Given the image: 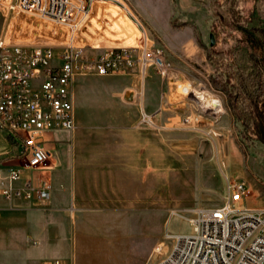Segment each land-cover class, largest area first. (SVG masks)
Segmentation results:
<instances>
[{
	"label": "rangeland",
	"instance_id": "obj_1",
	"mask_svg": "<svg viewBox=\"0 0 264 264\" xmlns=\"http://www.w3.org/2000/svg\"><path fill=\"white\" fill-rule=\"evenodd\" d=\"M121 1L141 19L153 43L164 48L174 76L162 77L155 69L143 76L132 69L125 74H80L77 78L85 79L80 83L97 102L119 88L126 96L130 93L127 100L135 101L133 96L137 95L143 109L132 125L149 131L148 144H143L148 165L140 167L141 175L149 182L158 179L164 193H133L131 255L124 260L117 254L109 263L98 260L94 264H159L172 247L165 239L167 233L193 231L183 213L171 216L170 211L220 206L227 178L247 183L246 207L264 208V69L260 73L255 65V61H264V49L256 47L252 54L242 49L236 28L264 26V0H257L254 14L253 0ZM98 3L77 32L76 44L91 46L94 53L106 47L139 45L141 34L126 14L111 0ZM101 5L104 10H100ZM20 24L0 10V38L49 45L58 52L63 49L64 39L61 33H54L59 29L54 24L38 19ZM211 34L214 46L222 50V57L216 56L214 62L209 56ZM186 86L209 91L221 101L223 111L215 114L202 108L193 94L184 91ZM100 105H95L93 118L81 121L106 134L111 142L116 118ZM75 111L81 115L83 107L76 106ZM143 111L154 124L141 123ZM7 140L0 133L2 155L15 150L13 141ZM68 213L75 215V208L70 207ZM17 259L6 252L0 264H28Z\"/></svg>",
	"mask_w": 264,
	"mask_h": 264
},
{
	"label": "built area",
	"instance_id": "obj_2",
	"mask_svg": "<svg viewBox=\"0 0 264 264\" xmlns=\"http://www.w3.org/2000/svg\"><path fill=\"white\" fill-rule=\"evenodd\" d=\"M98 1L0 0V10L20 26L27 19L49 22L64 39L58 52L49 45L0 38V133L13 141L15 149L0 154V192L12 208L52 203L51 180L25 173L50 168V133L75 129L78 75H117L138 68L143 76L150 69L168 79L174 76L164 48L153 43L144 23L121 0L111 3L137 27L140 44L106 47L98 53L91 46L77 45V32ZM141 123L154 124L144 111ZM247 195L245 181L227 178L220 206L171 210V216L183 213L193 231L167 233L172 247L159 264H264V209L246 207Z\"/></svg>",
	"mask_w": 264,
	"mask_h": 264
},
{
	"label": "crops",
	"instance_id": "obj_3",
	"mask_svg": "<svg viewBox=\"0 0 264 264\" xmlns=\"http://www.w3.org/2000/svg\"><path fill=\"white\" fill-rule=\"evenodd\" d=\"M134 71L140 72L138 68ZM84 80L77 78L75 83V109L83 107L81 115H76L77 128L48 135L47 146L53 155L50 168L44 170L48 174L25 173L51 180L52 203L48 207L30 203L12 208L0 192L1 258L10 252L28 264L109 263L117 254L127 260L133 236V193H164L158 179L149 182L141 175L140 167L148 165L143 144H148L149 131L132 125L143 109L137 95L133 96L135 101L127 100L130 93L126 96L119 88L98 101L116 118L117 126L108 142L106 134L81 121L93 118L98 104L80 83ZM70 207L75 208V215L68 213ZM260 209L264 208L254 210Z\"/></svg>",
	"mask_w": 264,
	"mask_h": 264
},
{
	"label": "trees",
	"instance_id": "obj_4",
	"mask_svg": "<svg viewBox=\"0 0 264 264\" xmlns=\"http://www.w3.org/2000/svg\"><path fill=\"white\" fill-rule=\"evenodd\" d=\"M253 10L251 11L252 14H254V11L257 9V0H253ZM237 33L240 38V42L242 43V49H248V53L252 54V51L256 48H263L264 49V26L258 27V28H247L243 26H237ZM240 33V35H239ZM247 44V46H244V44ZM247 53V54H248ZM209 56L211 62H214V59L217 58L216 56L222 57V50H217L216 46H211L209 48ZM255 61V60H254ZM255 65L257 68V71L262 73V70L264 69V61L258 60L255 61ZM237 97V96H235Z\"/></svg>",
	"mask_w": 264,
	"mask_h": 264
},
{
	"label": "bare ground",
	"instance_id": "obj_5",
	"mask_svg": "<svg viewBox=\"0 0 264 264\" xmlns=\"http://www.w3.org/2000/svg\"><path fill=\"white\" fill-rule=\"evenodd\" d=\"M184 91L193 94L198 104L207 111L213 112L215 114L221 113L222 103L213 95L207 94L205 91H200L192 86H186ZM160 249V248H159Z\"/></svg>",
	"mask_w": 264,
	"mask_h": 264
},
{
	"label": "water",
	"instance_id": "obj_6",
	"mask_svg": "<svg viewBox=\"0 0 264 264\" xmlns=\"http://www.w3.org/2000/svg\"><path fill=\"white\" fill-rule=\"evenodd\" d=\"M210 40H211V46L215 45V37L213 34L210 35Z\"/></svg>",
	"mask_w": 264,
	"mask_h": 264
}]
</instances>
